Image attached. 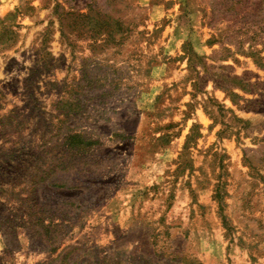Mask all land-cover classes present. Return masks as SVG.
<instances>
[{"label":"rangeland","instance_id":"obj_1","mask_svg":"<svg viewBox=\"0 0 264 264\" xmlns=\"http://www.w3.org/2000/svg\"><path fill=\"white\" fill-rule=\"evenodd\" d=\"M9 13L0 264H264V0Z\"/></svg>","mask_w":264,"mask_h":264},{"label":"trees","instance_id":"obj_2","mask_svg":"<svg viewBox=\"0 0 264 264\" xmlns=\"http://www.w3.org/2000/svg\"><path fill=\"white\" fill-rule=\"evenodd\" d=\"M56 7H59V5L57 4ZM32 9L27 8V11H31ZM21 11L19 9L16 10V13H20ZM82 17L86 18L88 17V15H82ZM15 19V14L13 13H9L6 17H4L3 19L0 20V24L3 26L1 28V32H0V39H3V37L5 36V34L10 32V36L7 37L8 40H6L7 42L10 40L13 32L7 27L6 22H11L12 20ZM95 27L92 31V38L95 39L97 37H101V35H106L109 38H113L114 35L117 32H123L124 29L121 25L120 22H116V28L114 30H111V24L108 20H105L104 18L99 19L95 24ZM117 31V32H116ZM91 37V36H90ZM73 138H78L77 136H74ZM223 210V207H221Z\"/></svg>","mask_w":264,"mask_h":264}]
</instances>
